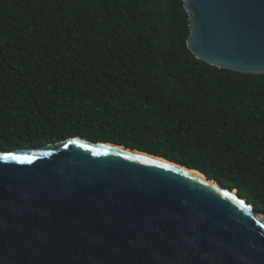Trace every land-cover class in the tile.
Listing matches in <instances>:
<instances>
[{
  "label": "trees",
  "instance_id": "1",
  "mask_svg": "<svg viewBox=\"0 0 264 264\" xmlns=\"http://www.w3.org/2000/svg\"><path fill=\"white\" fill-rule=\"evenodd\" d=\"M188 33L182 0H0V150L125 146L264 217V74L196 59Z\"/></svg>",
  "mask_w": 264,
  "mask_h": 264
},
{
  "label": "water",
  "instance_id": "2",
  "mask_svg": "<svg viewBox=\"0 0 264 264\" xmlns=\"http://www.w3.org/2000/svg\"><path fill=\"white\" fill-rule=\"evenodd\" d=\"M186 46L264 74V0H182ZM80 137L0 150V264H264V217L237 190Z\"/></svg>",
  "mask_w": 264,
  "mask_h": 264
},
{
  "label": "bare ground",
  "instance_id": "3",
  "mask_svg": "<svg viewBox=\"0 0 264 264\" xmlns=\"http://www.w3.org/2000/svg\"><path fill=\"white\" fill-rule=\"evenodd\" d=\"M187 172H189V173L192 174V175H195V176H198V177H200V178H203V176L200 175L198 172H195V171H187Z\"/></svg>",
  "mask_w": 264,
  "mask_h": 264
}]
</instances>
